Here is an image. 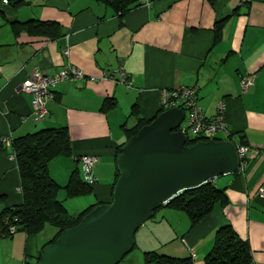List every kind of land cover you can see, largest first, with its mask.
<instances>
[{
  "label": "crops",
  "instance_id": "1",
  "mask_svg": "<svg viewBox=\"0 0 264 264\" xmlns=\"http://www.w3.org/2000/svg\"><path fill=\"white\" fill-rule=\"evenodd\" d=\"M64 64L82 77L58 81L36 119L31 94L20 85L35 71L51 75ZM119 70L126 84L118 81ZM245 74L253 83L242 92ZM188 86L195 87L205 117L224 102L227 129L244 136L248 163L211 179L225 201L193 226L184 213L158 208L140 226L139 245L134 240L141 264L148 250L203 264L215 229L224 224L246 241L250 264H264V199L256 194L264 186V0H147L121 16L98 0H23L17 7L0 0V138L65 127L70 152L47 164L60 187L79 169L81 155L96 158L92 191L67 197L59 189L62 203L108 202L126 129L156 115L161 89ZM20 202L15 161L0 142V209ZM47 230L0 235V264H32L54 232Z\"/></svg>",
  "mask_w": 264,
  "mask_h": 264
},
{
  "label": "water",
  "instance_id": "2",
  "mask_svg": "<svg viewBox=\"0 0 264 264\" xmlns=\"http://www.w3.org/2000/svg\"><path fill=\"white\" fill-rule=\"evenodd\" d=\"M184 113L171 107L142 125L119 147L111 199L85 213L44 245L35 264H118L134 245L135 231L164 202L239 168L235 145L198 140L186 145Z\"/></svg>",
  "mask_w": 264,
  "mask_h": 264
},
{
  "label": "trees",
  "instance_id": "3",
  "mask_svg": "<svg viewBox=\"0 0 264 264\" xmlns=\"http://www.w3.org/2000/svg\"><path fill=\"white\" fill-rule=\"evenodd\" d=\"M98 1L111 8L119 16L142 2V0ZM209 1L213 2L214 0ZM6 2H10L14 7L23 4V0H6ZM222 22L223 20H220L213 25L215 38L219 35ZM163 110L160 108L156 115ZM155 116L148 120L138 118L133 127L126 129V139ZM234 135H236L239 144L247 145L243 135L239 133ZM200 139L203 138L187 135L186 145H191ZM216 140H220V138H216ZM120 145L116 147L115 156L119 153ZM8 150L9 154L14 156L13 159L19 177L21 202L0 209V235L7 237L16 231L36 234L48 225L53 228L54 232L42 245L43 247L46 244L53 243L62 230L76 225L85 213L99 204H90L75 215H70L63 203L57 198L59 189H63L67 197L89 194L95 181L93 175L94 180L92 182L87 181L80 172V167L70 172L67 182L62 187L49 176L48 162L56 156L67 155L70 152L69 138L65 127L42 128L13 138L10 141ZM116 177L117 172L115 171L113 182ZM224 201L223 188L215 186L212 180H209L196 187L181 190L158 208L167 207L184 213L191 227L212 210L215 202L223 203ZM9 226L14 227L13 233L9 232ZM38 256L32 264L36 263ZM202 263L250 264L249 247L245 240L237 236L229 224H224L215 229L212 245L203 256ZM142 264H193V261L191 257H173L159 254L154 250H148L142 252Z\"/></svg>",
  "mask_w": 264,
  "mask_h": 264
},
{
  "label": "built area",
  "instance_id": "4",
  "mask_svg": "<svg viewBox=\"0 0 264 264\" xmlns=\"http://www.w3.org/2000/svg\"><path fill=\"white\" fill-rule=\"evenodd\" d=\"M2 2L6 3V0H2ZM142 2L146 3L147 0H142ZM62 54L67 55V50L64 49ZM81 77L82 72L78 68L70 64H64L61 69L51 75L35 71L20 85V90L31 94L30 104L32 114L36 119H41L46 112L44 107L45 102L53 96L51 88L60 80H75ZM118 81L124 84L127 83V77L122 70H119ZM252 83V74L243 75L240 78L241 91L246 92ZM160 106L162 109L177 107L183 111L184 116L179 124V129L186 136L203 138L200 140H216L219 134L223 135L225 140L235 145L239 158V167L243 168L246 165L248 146L239 144L236 135L228 131L224 119L225 105L223 101L217 102L214 114L211 117H205L201 107L196 103L195 87L188 86L161 89ZM10 141V137L0 138V142L6 147L10 146ZM9 157L10 159L14 158L12 154H9ZM78 161L80 172L87 181L92 182L94 178L91 170L96 158L91 155H81ZM256 194L259 198L264 199V186H259ZM8 230L10 233H13L14 227L9 226Z\"/></svg>",
  "mask_w": 264,
  "mask_h": 264
},
{
  "label": "rangeland",
  "instance_id": "5",
  "mask_svg": "<svg viewBox=\"0 0 264 264\" xmlns=\"http://www.w3.org/2000/svg\"><path fill=\"white\" fill-rule=\"evenodd\" d=\"M218 138H220V135H218ZM89 204L91 203H63V205L66 206L67 211L71 214L76 212V211L73 212L75 208L81 209ZM50 228L53 229L51 226H48V225L45 226V230L50 229ZM142 229L143 228L139 227L134 233V240H135V243H137L138 245H139L140 234L143 232ZM119 264H141V256H140V252L136 244L133 246L132 250H130L127 254L124 255L122 261L119 262Z\"/></svg>",
  "mask_w": 264,
  "mask_h": 264
}]
</instances>
